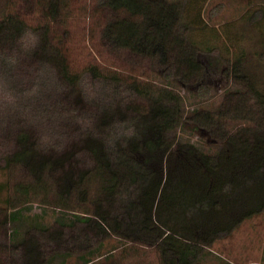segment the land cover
Returning a JSON list of instances; mask_svg holds the SVG:
<instances>
[{
	"label": "trees",
	"instance_id": "obj_1",
	"mask_svg": "<svg viewBox=\"0 0 264 264\" xmlns=\"http://www.w3.org/2000/svg\"><path fill=\"white\" fill-rule=\"evenodd\" d=\"M63 1L49 0L52 16L59 14ZM98 3L112 10L102 28L106 44L114 51L128 49L148 58L163 82L138 89L144 103L118 100L102 107L93 115L94 127L82 130L65 147H43L31 127L16 131L14 149L4 155L0 167L21 166L32 179L19 182L20 191L6 199L9 205L28 203L41 187L54 191L66 209L76 199L93 205L76 216L84 224L69 235L64 223L46 230L49 242L28 231L16 242L21 252L13 261L51 264L62 247L69 253L75 244L84 249L81 257L86 264L92 261L86 254L116 235L156 245L162 264H203L217 240L264 211V81L251 70L253 62L245 55L229 66L228 75L244 86L242 91L254 98L255 107L245 114L239 109L236 117L241 121L224 130L217 151H207L180 135L186 103L175 86L181 82L199 88L207 73L205 50L193 36L205 25L196 1ZM190 10H195L194 16ZM28 28L16 13L0 17V55L12 52ZM50 29L47 23L34 28L37 42L32 56L54 68L61 80L67 79L81 103L83 88L76 86V76L70 73L61 47L52 42ZM230 111L231 105L215 113L196 110L192 119L198 126L213 124L223 130L221 120ZM249 118L253 123L244 124ZM42 199L49 201L47 196ZM13 218L10 213L0 222V234L8 233ZM51 241L55 246L50 248ZM3 246L0 242V264H4Z\"/></svg>",
	"mask_w": 264,
	"mask_h": 264
},
{
	"label": "rangeland",
	"instance_id": "obj_2",
	"mask_svg": "<svg viewBox=\"0 0 264 264\" xmlns=\"http://www.w3.org/2000/svg\"><path fill=\"white\" fill-rule=\"evenodd\" d=\"M192 1H196V8L205 19L204 27L195 29L193 36L205 50L202 57L207 73L199 88L181 82L175 84L186 103L180 135L215 152L221 146L224 130L232 129L241 121L236 117L238 110L242 109L245 114L246 109L255 107L254 98L242 91L244 86L228 75L229 66L245 55L244 58L253 62L251 70L264 81V12L261 11L264 0ZM98 2L64 0L59 14L52 16L49 0H0V17L16 13L29 26L17 47L7 56L0 55L1 164H4V155L14 149L15 133L20 127L33 128L43 147H65L82 130L94 127L93 115L102 107L118 100L144 103L145 98L138 89L161 81L158 69L151 66L148 58L128 49L114 51L106 44L102 28L112 10ZM188 13L194 16L195 10ZM45 23L50 25L52 42L66 56L70 73L76 76V86L83 88L81 103L76 102L67 79L61 80L54 68L32 56L37 42L34 28ZM225 105H231V111L221 120L225 123L223 130L213 124L198 126L192 119L196 110L215 113ZM252 123L250 118L244 122ZM31 179L21 166L0 167V222L6 221L10 213L14 216L8 233L0 234V242L5 245L1 252L4 264H20L13 261L21 252L16 242L28 231L49 242L46 230L64 223L69 235L84 224L76 216L85 214V208L92 209L90 201L77 199L66 209L57 202L56 193L46 192L44 187L37 194L32 192L28 203L16 208L9 205L6 199L20 191L19 182ZM45 196L49 201L42 199ZM93 196L94 189L90 193ZM96 244L93 243L95 248ZM54 246V241L48 244L50 248ZM70 250L65 253L62 247L51 264H82L84 249L74 244ZM209 250L202 259L203 264H264V211L245 219L232 234L217 240ZM86 255L92 259L86 264H162L156 245L116 235L106 238L97 250Z\"/></svg>",
	"mask_w": 264,
	"mask_h": 264
}]
</instances>
